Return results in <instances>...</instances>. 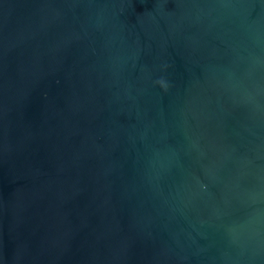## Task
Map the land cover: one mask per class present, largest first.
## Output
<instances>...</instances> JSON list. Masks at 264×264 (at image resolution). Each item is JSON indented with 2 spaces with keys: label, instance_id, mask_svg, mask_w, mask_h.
<instances>
[{
  "label": "water",
  "instance_id": "obj_1",
  "mask_svg": "<svg viewBox=\"0 0 264 264\" xmlns=\"http://www.w3.org/2000/svg\"><path fill=\"white\" fill-rule=\"evenodd\" d=\"M0 264H264V0H0Z\"/></svg>",
  "mask_w": 264,
  "mask_h": 264
}]
</instances>
